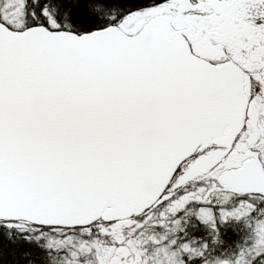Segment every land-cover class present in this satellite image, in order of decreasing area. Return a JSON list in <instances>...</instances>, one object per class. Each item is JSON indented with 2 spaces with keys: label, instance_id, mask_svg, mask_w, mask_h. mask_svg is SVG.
Instances as JSON below:
<instances>
[{
  "label": "snow or ice",
  "instance_id": "1",
  "mask_svg": "<svg viewBox=\"0 0 264 264\" xmlns=\"http://www.w3.org/2000/svg\"><path fill=\"white\" fill-rule=\"evenodd\" d=\"M0 264H264V0H0Z\"/></svg>",
  "mask_w": 264,
  "mask_h": 264
}]
</instances>
